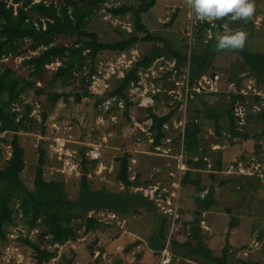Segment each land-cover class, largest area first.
<instances>
[{"label":"rangeland","instance_id":"obj_1","mask_svg":"<svg viewBox=\"0 0 264 264\" xmlns=\"http://www.w3.org/2000/svg\"><path fill=\"white\" fill-rule=\"evenodd\" d=\"M43 1L58 4V0ZM7 2L11 4V0ZM255 3L254 17L246 23H232L230 28L248 34L245 49L264 54V0H255ZM122 4L138 5L135 0H110L94 12L88 30L96 33L100 42H117L137 34L132 26V14L114 17L107 11L108 7ZM189 11L185 0H157L153 8L143 14L142 20L153 35L165 38L175 50L190 58L191 54L211 50L214 31L222 33L219 24L226 21L217 20L215 26L210 24L211 28L207 29L201 26L203 22L191 17ZM173 15L175 19L168 25ZM56 43L70 46L74 39L58 38ZM88 43L84 40L72 47L66 60L76 62L77 68L57 80L54 74L61 65L59 61L46 65L40 77H28L29 69L23 65V60L39 52L27 48L29 41L18 56L0 59V70L10 68L35 83V87L14 104L22 112L25 105L32 107L27 131L19 133L26 164L22 180L30 191L34 190L42 149L44 179L63 180L70 199L79 194L85 159L89 161L87 176L91 189L106 188L120 193L125 187L117 179L118 158L129 153V175L133 183L129 190L151 200L153 210L139 208L136 213L126 214L109 209L91 211L87 216L98 220L93 231L84 232L83 220H74L77 239L53 245L49 244L42 226L29 229L16 211L14 221L6 227L7 240H0V264H38L32 249L22 242L25 238L56 251V256L44 264H209L201 255L171 244L172 241L177 244L193 241L191 237L197 233L191 226L195 213L192 187L180 184L187 169L184 139L196 126L192 122L188 126L190 117L200 129L198 150L204 151L208 160L202 173L203 186L215 189L217 201L216 207L201 218L199 239L212 255L220 257L228 239L231 246L228 264H262L264 179H237L228 173L230 165L238 159L258 161L264 168V135L259 134L264 122L258 117L264 110V85L252 77L245 57L237 50L219 51L214 44L213 58L202 75L212 80L217 75L218 80L211 82L214 86L211 90H190L186 94L189 65H178L176 59L165 53L148 69L141 70L138 83L127 89L126 97L131 103L127 108L125 101L111 97V92L137 60L162 43L140 42L122 53H95V43H90L91 47ZM205 81L208 80L201 76L192 84L189 81V86L198 83L209 87ZM38 89L42 92L38 93ZM233 96H239L232 110L237 126L251 135L246 141L229 139L226 130L229 121L225 112ZM54 99L58 101L53 105ZM210 107L221 114L220 124L225 127L222 136L215 134L213 120L206 117L205 110L211 111ZM149 109L161 116L172 112L170 121L163 127L165 136L159 146L153 145ZM257 134L259 136L255 137ZM12 136V132L0 134V168L10 158ZM217 158L222 161L220 176L211 181L207 173L212 171ZM164 221L167 240L165 247L156 251L150 237ZM230 222L234 227L228 230Z\"/></svg>","mask_w":264,"mask_h":264},{"label":"trees","instance_id":"obj_2","mask_svg":"<svg viewBox=\"0 0 264 264\" xmlns=\"http://www.w3.org/2000/svg\"><path fill=\"white\" fill-rule=\"evenodd\" d=\"M110 0H58L50 3L34 2L33 0H11L8 5L7 0H0V59L3 57L18 56L22 47L29 41L27 48L33 52L39 50L36 55L23 60V65L29 69L28 77H40L46 65L59 61L61 65L57 68L54 79H60L74 71L76 62L66 60L67 54L72 52V47L78 45L84 40L95 43L94 51L99 52H125L134 45L143 43H162V46H154L152 50L137 60L131 69L127 71L120 81L119 86L110 94L111 97H117L125 101L127 108L131 103L126 97V91L130 85H135L139 81V72L148 69L153 62L162 58L165 53L173 59H176L178 65L188 64L190 69V83L197 80L205 71L208 63L213 58L214 44H216L213 33V44L211 50L204 54L194 53L188 58L173 46L165 38L153 35L144 25L142 16L148 13L157 0H135L137 6H128L122 4L107 8L108 13L114 17H122L132 14L134 32L143 34L139 37L137 34L117 42H100L98 35L88 30L94 12ZM16 5V7H14ZM175 15L172 16L168 25H172ZM218 23V22H217ZM201 26L210 29V23L203 22ZM220 30L222 24H219ZM200 28V27H199ZM201 37V36H200ZM58 38L74 39L72 45L56 43ZM91 47V46H90ZM216 48V47H215ZM246 59L249 72L259 84L264 85V54L249 49L237 50ZM29 78L22 77L10 68L0 70V134L3 132H12L10 142L11 155L3 168H0V240H7L6 227L14 221L16 211L21 215L24 224L29 229H36L42 226L44 235L48 237L50 245L64 244L70 240H76L78 229L74 226V220H83L84 232L93 231L98 220L96 217H88V213L99 212L104 209L112 210L117 214L136 213V210L143 208L146 211L153 210V203L143 195L137 192H131L129 189L133 185L129 175V153H124L118 158L119 170L117 174L118 181L124 185L125 190L120 193L109 192L106 188L91 189L87 176V161L83 160V174L80 178L79 194L75 199H70L63 180L47 181L43 177V166L45 161L44 151L40 149L38 165L34 177V190L30 191L22 180V173L25 170V149L20 143L19 133L27 131V119L32 110L31 105H25L24 111H19L14 104L21 100V96L35 87V83ZM232 81V78H230ZM42 90L38 89V93ZM239 96H233L229 101V107L225 114L228 117L227 131L230 134L229 139H241L246 141L251 135L239 129L237 118L234 116V103ZM79 97L77 96V99ZM58 99L52 100L54 105ZM213 111V108H211ZM208 108L205 110L207 119L214 122V131L217 136H222L225 127L220 124L221 114L213 113ZM172 112L165 115H157L149 109V118L151 120L150 131L154 133L153 145L159 146L164 138V125L170 121ZM259 119L264 122V110L258 114ZM192 123L197 126L194 118L190 117ZM43 119L46 115L43 114ZM192 122V123H191ZM191 131L188 137H185L183 148L186 156L187 170L181 180L183 187L191 186V199L194 203L195 213L192 220V229L197 231L192 236L193 241L177 244L172 241L173 247L186 248L188 253L201 255L209 264H228L231 255V246L229 240L221 251V257L212 255L210 250L203 247L199 234L200 217L203 212L211 210L216 205V191L211 186H203L202 173L206 170L208 162L205 161L206 153L198 150V134L200 129L197 127ZM187 129V134H188ZM264 135V127L259 133ZM259 134H257L258 137ZM240 161L239 159L235 162ZM212 171L207 173L211 181H216L220 176L222 161L217 158L213 162ZM242 176V175H241ZM248 176L250 178H260L257 175ZM222 184V182H220ZM17 207L15 208V206ZM234 227L229 223L228 230ZM229 232V231H228ZM166 222L164 221L158 228V231L150 237L152 248L160 251L165 247ZM22 242L32 249L38 264H44L56 256L55 250L42 248L36 242L25 238ZM258 264V263H245ZM264 264V262L262 263Z\"/></svg>","mask_w":264,"mask_h":264},{"label":"clouds","instance_id":"obj_3","mask_svg":"<svg viewBox=\"0 0 264 264\" xmlns=\"http://www.w3.org/2000/svg\"><path fill=\"white\" fill-rule=\"evenodd\" d=\"M189 15L200 22H208L215 26V21H226L221 26L222 33L215 35L216 47L219 51L243 50L248 34L242 30L230 28V24L239 21L245 23L256 13L255 0H185Z\"/></svg>","mask_w":264,"mask_h":264},{"label":"built area","instance_id":"obj_4","mask_svg":"<svg viewBox=\"0 0 264 264\" xmlns=\"http://www.w3.org/2000/svg\"><path fill=\"white\" fill-rule=\"evenodd\" d=\"M214 78L215 79L212 80L211 78L208 79L207 77L202 76V79H207L208 81H210V82L205 81L206 85H210L209 87H206L203 84H198V83H194V85L189 86V81L186 80V87H185L186 94H188V92L190 90H193V91H196V92H201L200 91L201 89H204V90L209 89V90H211L212 87H214L213 84H211V82L215 81V80H218V76L215 75ZM231 171L232 172L234 171V172H237V173L243 174V175H249V176H253V175L263 176L262 165L259 162H256V161H252V162H249L247 164H244L242 162H239L237 164H232L229 167V172H231Z\"/></svg>","mask_w":264,"mask_h":264},{"label":"crops","instance_id":"obj_5","mask_svg":"<svg viewBox=\"0 0 264 264\" xmlns=\"http://www.w3.org/2000/svg\"><path fill=\"white\" fill-rule=\"evenodd\" d=\"M201 76H204V75H201ZM200 76V77H201ZM183 154H184V152H183ZM205 161H208L206 158H205ZM239 162H242V163H244V164H247V163H249V162H244V161H238L237 163H239ZM256 162H258V161H256ZM236 162H234V163H232V164H237ZM260 163V162H259ZM231 164V165H232ZM261 164V163H260ZM262 165V164H261ZM262 168H263V166H262ZM187 170V169H186ZM185 170V171H186ZM229 173V175H231V176H235L237 179H239V178H249L250 179V177H248V176H243V174H239V173H237V172H228ZM227 172H226V174H228ZM262 173H263V176H259L260 177V179H264L263 177H264V168H263V171H262ZM242 175V176H241ZM182 180V179H181ZM241 181L242 182H246V181H248V179H241ZM263 180H261V182H262ZM180 184H181V182H180ZM238 187V186H237ZM215 199H216V195H215ZM216 203H217V201H216ZM216 207V205L213 207V208H215ZM212 208V209H213ZM211 209V210H212ZM211 210H209V211H211ZM194 211H195V208H194ZM209 211H206V212H203L202 213V215H201V217H200V219L202 218V216H203V214H206V213H208ZM201 222V221H200ZM200 228H201V225H200ZM202 229V228H201Z\"/></svg>","mask_w":264,"mask_h":264}]
</instances>
